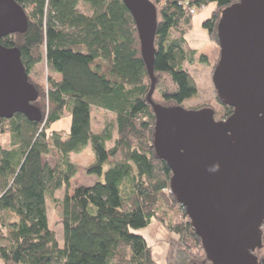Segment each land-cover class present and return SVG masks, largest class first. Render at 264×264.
Masks as SVG:
<instances>
[{
	"label": "trees",
	"instance_id": "obj_1",
	"mask_svg": "<svg viewBox=\"0 0 264 264\" xmlns=\"http://www.w3.org/2000/svg\"><path fill=\"white\" fill-rule=\"evenodd\" d=\"M17 1L28 14V29L0 41L21 49L29 79L39 90L34 103L43 116L39 121L22 113L0 117V134L9 139L8 147L0 142L3 264H158L145 236L133 229L147 226L153 218L165 221L158 212L162 204L174 209L176 219L179 215L165 222L179 244L204 250L184 206L174 192L165 190L170 187L172 170L154 147L156 113L148 99L152 80L134 17L124 1ZM151 1L157 7L152 100L181 104L198 91L184 66L185 61L194 62L197 53L185 38L193 27L190 7L217 3L203 25L219 45L217 24L222 9L239 0ZM80 3L90 12L82 11ZM173 30L177 37H171ZM200 57L206 60L205 54ZM44 59L50 74L42 86L32 79L31 70ZM217 98L218 109L210 101L190 108L211 106L217 119L229 117L233 107ZM93 105L116 116L117 136L111 146L107 145L112 138L108 128L105 132L93 129ZM65 110L71 114L70 129L52 128ZM87 145L95 160L86 172L97 179L90 185H78L73 193L66 191L58 200L64 235L61 245L49 224L47 199L62 186L69 187L79 170L69 155ZM47 154L57 157L55 164L45 159ZM261 231V246L254 253L259 264H264V221Z\"/></svg>",
	"mask_w": 264,
	"mask_h": 264
},
{
	"label": "water",
	"instance_id": "obj_2",
	"mask_svg": "<svg viewBox=\"0 0 264 264\" xmlns=\"http://www.w3.org/2000/svg\"><path fill=\"white\" fill-rule=\"evenodd\" d=\"M131 11L152 80L154 147L172 170L170 187L184 206L211 264H259L264 221V0H239L222 9L217 24L220 57L212 80L233 107L224 119L214 108L164 106L152 100L157 7L123 0ZM29 19L17 0H0V39L23 33ZM21 49L0 41V117L22 113L41 120Z\"/></svg>",
	"mask_w": 264,
	"mask_h": 264
},
{
	"label": "rangeland",
	"instance_id": "obj_3",
	"mask_svg": "<svg viewBox=\"0 0 264 264\" xmlns=\"http://www.w3.org/2000/svg\"><path fill=\"white\" fill-rule=\"evenodd\" d=\"M79 7L84 12H90L88 6L85 3H80ZM216 7V2H209L196 14L194 13L193 27L185 34L186 44L189 47L195 48L197 53L195 55L194 62L190 63L185 61L184 66L194 77L198 86L197 93L193 97L187 98L181 103L185 107H191L206 101L212 102L216 109L220 107V101L217 98L216 89L212 80L213 68L220 57V47L215 41L210 39L208 30L203 25V21L210 17L212 11L216 9ZM199 12L201 13L199 14ZM177 36L178 32L173 30L171 32V37ZM201 54L206 55V60L201 59ZM49 74L50 71L48 69L46 59H44L31 70L32 79L38 81V83H40L42 86L46 85ZM157 96L159 99H162L160 98L161 96L159 94H157ZM159 101H162V105L164 106L178 104L175 101ZM91 112L92 126L94 131L105 132L106 128H108L112 133V138H110L107 142V145L111 146L117 136V122L115 114L95 105L92 106ZM70 126L71 114L68 110H65L61 119L56 121L52 128L62 129L64 132H66L68 129H70ZM0 142L5 147L9 146V139L5 133L0 134ZM69 156L70 160L78 164V172L71 179L68 188L62 186L55 191L52 198L50 197L47 199L49 224L51 228L56 231L57 239L61 245L64 242V235L63 223L61 220V208L58 204V200L64 197L66 191L73 193L74 189L78 185H90L97 179L96 175L88 174L86 172V167L95 160V154L92 151L90 145H87L80 152H71ZM55 157L52 154L45 155V159L50 164L56 163L57 157ZM107 167L108 166H106V168ZM158 212L163 218H165V221L159 218H153L147 226L133 229L136 233L145 236L152 248L153 255L158 264H211L210 260H208L207 256L204 254L205 251L203 249L197 248L189 250L186 247L180 245L177 240L178 236L176 233L167 227L165 223L166 221L169 223L177 220L179 217L178 215L176 219L174 209H171L167 204H162ZM170 254L171 256H169ZM0 264H3L1 258Z\"/></svg>",
	"mask_w": 264,
	"mask_h": 264
},
{
	"label": "built area",
	"instance_id": "obj_4",
	"mask_svg": "<svg viewBox=\"0 0 264 264\" xmlns=\"http://www.w3.org/2000/svg\"><path fill=\"white\" fill-rule=\"evenodd\" d=\"M190 11L193 12V13H196V12L198 11V8H196L195 6H191V7H190ZM165 190H166L167 192L172 191L171 187H169V188H165Z\"/></svg>",
	"mask_w": 264,
	"mask_h": 264
},
{
	"label": "crops",
	"instance_id": "obj_5",
	"mask_svg": "<svg viewBox=\"0 0 264 264\" xmlns=\"http://www.w3.org/2000/svg\"><path fill=\"white\" fill-rule=\"evenodd\" d=\"M202 8H203V7H202ZM200 9H201V8H199L198 11H200ZM198 11H197V12H198ZM197 12H196V13H197ZM212 12H213V11H212ZM196 13H195V14H196ZM200 13H201V12H199V14H200ZM193 18H194V17H193ZM193 24H194V21H193ZM54 75H55L56 78H60V75H59L58 73H55ZM193 96H194V95H193ZM193 96H191V97H193ZM96 132H97V131H96Z\"/></svg>",
	"mask_w": 264,
	"mask_h": 264
}]
</instances>
